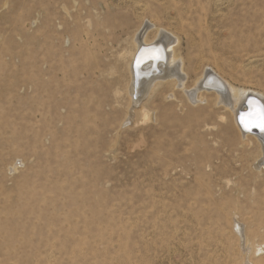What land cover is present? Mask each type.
<instances>
[{
    "label": "rangeland",
    "instance_id": "rangeland-1",
    "mask_svg": "<svg viewBox=\"0 0 264 264\" xmlns=\"http://www.w3.org/2000/svg\"><path fill=\"white\" fill-rule=\"evenodd\" d=\"M147 23L188 80L134 105ZM207 68L264 98V0H0V264H264L263 151L188 97Z\"/></svg>",
    "mask_w": 264,
    "mask_h": 264
},
{
    "label": "bare ground",
    "instance_id": "bare-ground-1",
    "mask_svg": "<svg viewBox=\"0 0 264 264\" xmlns=\"http://www.w3.org/2000/svg\"><path fill=\"white\" fill-rule=\"evenodd\" d=\"M145 26L147 28H145ZM153 27L154 25L151 23L145 24L139 30L135 40L136 52H138V56L135 57L136 52H134L130 63V68L134 79L133 86L131 88V95L133 97L134 105L139 104L145 93L149 92V90L155 87L158 82L173 81L175 82L176 86L185 88V84L187 83L186 81L188 80V75L184 70V63L183 61H178L181 59L176 55L177 38L168 32L161 30L157 32L158 35L156 40L154 39V41L152 40L153 42H148L147 36H149V33L153 30ZM154 50H160L159 54L161 57L165 56L166 60L163 62L160 59H153L151 56L156 55ZM150 57L153 60L147 61L150 59ZM143 62L145 63L141 65ZM135 63L142 66H140L141 68L137 69V72ZM208 69L210 68H207V70L205 69L206 71H204L201 77L198 79L191 90L192 92L188 93V97L194 103H196L203 102L200 101L203 95L214 94L217 97V104L233 114L238 130L242 134H245L244 138H246V136H253V138L259 142L263 153L261 159L257 163V166H259V168L263 167L264 134H258L260 132L259 130L252 134L251 132H247L244 130V124L242 123V117L246 119L249 118L248 113L254 112L258 107L261 106L259 102L255 100V98H258L262 105H264L263 96L261 97L259 93L257 94L255 92H247L246 89L235 88L230 83L222 82L219 80V78L217 81L214 78L213 72H209ZM139 106H141V104ZM239 117L243 125L239 123ZM237 229L239 231L238 234L239 240L241 242L240 244H243V246L246 248V237L243 233V227L240 223H238Z\"/></svg>",
    "mask_w": 264,
    "mask_h": 264
},
{
    "label": "snow or ice",
    "instance_id": "snow-or-ice-1",
    "mask_svg": "<svg viewBox=\"0 0 264 264\" xmlns=\"http://www.w3.org/2000/svg\"><path fill=\"white\" fill-rule=\"evenodd\" d=\"M156 55H154L153 59H160L162 58L159 54L160 50H154ZM139 66V65H138ZM249 118L242 117V123L244 127L247 129H251V127H258L262 131H264V106L258 107L254 112L248 113Z\"/></svg>",
    "mask_w": 264,
    "mask_h": 264
},
{
    "label": "water",
    "instance_id": "water-1",
    "mask_svg": "<svg viewBox=\"0 0 264 264\" xmlns=\"http://www.w3.org/2000/svg\"><path fill=\"white\" fill-rule=\"evenodd\" d=\"M145 28H147L146 26H145ZM143 31H144V29H143ZM161 56V55H160ZM151 57H153V56H151ZM151 57H150V59H148L147 61H149V60H153V59H151ZM156 60V59H155ZM160 60H162L163 62H164V60H166V58H165V56H163L162 58H160ZM146 61V62H147ZM145 62H143L141 65H143ZM135 65H136V72H137V69H139V68H141L142 66L141 65H139L138 66V64L137 63H135ZM141 66V67H140ZM139 73V72H138ZM215 78V77H214ZM217 81H218V79L217 78H215ZM255 100L256 101H258L259 102V104L261 105V106H264V105H262V103H261V101L258 99V98H255ZM241 114H242V112H241ZM241 117V116H240ZM240 117H239V119L238 120H240ZM240 124H242L241 123V120H240V122H239ZM243 125V124H242ZM244 130H246L247 132H251V134L252 133H255L257 130H259L260 132L258 133V134H264V131H262L260 128H258V127H251V129L249 130V129H247V128H245L244 127Z\"/></svg>",
    "mask_w": 264,
    "mask_h": 264
}]
</instances>
